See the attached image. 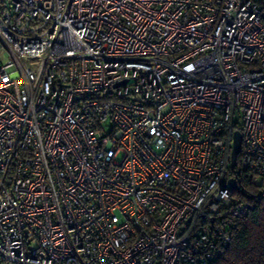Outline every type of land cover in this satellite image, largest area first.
<instances>
[{"label": "built area", "instance_id": "2783aa9c", "mask_svg": "<svg viewBox=\"0 0 264 264\" xmlns=\"http://www.w3.org/2000/svg\"><path fill=\"white\" fill-rule=\"evenodd\" d=\"M240 192L264 0H0V264H213Z\"/></svg>", "mask_w": 264, "mask_h": 264}, {"label": "trees", "instance_id": "16d2710c", "mask_svg": "<svg viewBox=\"0 0 264 264\" xmlns=\"http://www.w3.org/2000/svg\"><path fill=\"white\" fill-rule=\"evenodd\" d=\"M239 196L253 203V208L236 219L229 245L213 264H264V199L256 200L253 192Z\"/></svg>", "mask_w": 264, "mask_h": 264}, {"label": "water", "instance_id": "95a60500", "mask_svg": "<svg viewBox=\"0 0 264 264\" xmlns=\"http://www.w3.org/2000/svg\"><path fill=\"white\" fill-rule=\"evenodd\" d=\"M240 145H241L240 135L238 132H235L233 135V146H232V151H231V166L232 167H234L236 163V157L240 151ZM228 185H230L231 187H235V182L232 179H230L228 181Z\"/></svg>", "mask_w": 264, "mask_h": 264}]
</instances>
